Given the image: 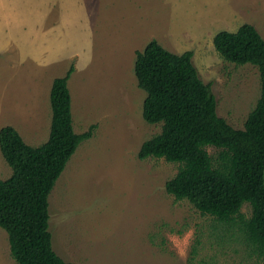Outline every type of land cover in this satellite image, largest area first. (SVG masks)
Listing matches in <instances>:
<instances>
[{
	"label": "rangeland",
	"instance_id": "1",
	"mask_svg": "<svg viewBox=\"0 0 264 264\" xmlns=\"http://www.w3.org/2000/svg\"><path fill=\"white\" fill-rule=\"evenodd\" d=\"M246 23L264 39V0H0V128L12 126L31 146L44 143L51 82L70 65L74 131L95 126L49 196L59 257L70 264H264L237 227L166 193L178 164L138 157L161 125L142 118L136 52L150 40L177 55L192 52L218 116L243 129L260 97L259 72L225 61L212 39ZM10 174L0 154V179ZM241 212L248 217L249 206ZM0 264H15L2 229Z\"/></svg>",
	"mask_w": 264,
	"mask_h": 264
},
{
	"label": "trees",
	"instance_id": "2",
	"mask_svg": "<svg viewBox=\"0 0 264 264\" xmlns=\"http://www.w3.org/2000/svg\"><path fill=\"white\" fill-rule=\"evenodd\" d=\"M215 51L237 65L259 72L260 97L243 129L217 114L211 86L204 84L192 52L174 54L150 40L135 54L134 74L146 93L142 118L160 124V133L144 142L138 157L179 165L165 191L188 201L200 214L237 227L243 240L264 260V39L251 24L220 31ZM73 66L52 80L51 121L47 140L30 146L12 126L0 128V154L11 170L0 179V229L7 236L15 264H70L59 257L49 231V196L78 146L94 125L77 134L73 128L68 81ZM216 150L215 155L206 151ZM248 205L250 215L241 212Z\"/></svg>",
	"mask_w": 264,
	"mask_h": 264
},
{
	"label": "crops",
	"instance_id": "3",
	"mask_svg": "<svg viewBox=\"0 0 264 264\" xmlns=\"http://www.w3.org/2000/svg\"><path fill=\"white\" fill-rule=\"evenodd\" d=\"M52 83V82H51ZM51 87V86H50ZM49 91H50V89H49ZM15 110H16V112H18V107L15 105ZM7 126H10V125H7ZM3 127V126H2ZM16 130V129H15ZM17 131V130H16ZM18 132V131H17ZM19 133V132H18ZM20 134V133H19ZM21 136V135H20ZM22 137V136H21ZM22 139H23V137H22ZM24 142H25V140H24ZM26 143V142H25ZM27 144V143H26ZM29 145V144H28ZM31 146V145H30Z\"/></svg>",
	"mask_w": 264,
	"mask_h": 264
}]
</instances>
